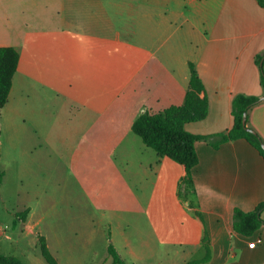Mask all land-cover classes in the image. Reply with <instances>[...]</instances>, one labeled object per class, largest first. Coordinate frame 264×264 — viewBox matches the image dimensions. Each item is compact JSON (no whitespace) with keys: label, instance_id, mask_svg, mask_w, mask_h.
I'll use <instances>...</instances> for the list:
<instances>
[{"label":"crops","instance_id":"crops-1","mask_svg":"<svg viewBox=\"0 0 264 264\" xmlns=\"http://www.w3.org/2000/svg\"><path fill=\"white\" fill-rule=\"evenodd\" d=\"M51 1L58 9L71 2L98 3L103 8L101 3L110 1L118 8L134 11L136 18L127 23L125 31L112 26L91 33L25 29L17 39L4 35L6 25H12L17 17V0H0V47H13L19 54L8 101L0 109V125L4 110L26 77L68 99L75 98L83 109L120 106L125 101L127 106H135L137 118L146 111L158 113L181 105L188 89V64L192 63L205 89L208 112L205 119L184 124V130L197 136L225 133L233 125V99L237 95L254 96L258 103L246 113V126L264 144V100L259 102L264 95L255 63L257 55L264 52V8L257 1ZM7 8L13 10L8 16ZM59 21L66 24L65 19ZM121 120L118 116L115 121ZM195 152L194 196L189 197L195 207L182 202L178 195L185 174L182 166L155 152L147 163L138 164L137 177L140 173L151 187L144 188L147 225L141 230L142 237L135 243L128 236L124 241L131 264H142L144 250L150 248L147 239L155 249L179 250L154 264L201 259L205 235L210 250L205 264H264V225L250 237L235 233L232 227L234 209L249 212L264 202V159L245 140L223 143L218 149L198 141ZM24 211L27 214L22 218ZM7 216H17V220L5 226L0 220L1 255L14 256L24 264H47L38 246L41 236L57 264H112L107 246L101 255L90 239L49 244L39 229L43 217L35 218L30 208L7 212ZM114 248L124 261L119 247Z\"/></svg>","mask_w":264,"mask_h":264},{"label":"rangeland","instance_id":"rangeland-1","mask_svg":"<svg viewBox=\"0 0 264 264\" xmlns=\"http://www.w3.org/2000/svg\"><path fill=\"white\" fill-rule=\"evenodd\" d=\"M101 4L103 8L98 3L71 2L58 9L51 0L34 4L32 0V6L30 0H17V17L2 29L5 36L17 39L25 29L91 33L112 26L125 31L127 23L136 18L124 6L118 8L110 1ZM24 5L32 9H24ZM6 13L8 16L13 10L7 8ZM42 86L26 77L4 110L0 220L8 225L17 217H8L7 212L30 208L35 218L43 217L39 229L49 244L90 239L101 255L112 244L131 264L124 241L128 236L135 243L142 237L141 230L147 225L144 188L151 187L140 173L137 177L138 164L155 155L131 132L135 106L123 101L120 106L83 109L75 98ZM118 116L121 121H115ZM180 199L191 202L190 198ZM147 241L150 248L144 250L142 264H154L179 251L155 249Z\"/></svg>","mask_w":264,"mask_h":264},{"label":"trees","instance_id":"trees-1","mask_svg":"<svg viewBox=\"0 0 264 264\" xmlns=\"http://www.w3.org/2000/svg\"><path fill=\"white\" fill-rule=\"evenodd\" d=\"M264 8V0H255ZM19 54L13 47H0V109L8 101L12 87L13 76L17 71ZM255 63L260 72V81L264 95V52L257 55ZM189 81L184 101L179 106H170L158 113L143 112L133 122L131 131L139 137L142 143L152 149L160 158L167 157L179 164L185 170V174L179 182L178 194L182 199L194 196L192 170L198 163L195 152V143L207 142L213 149H218L223 143L236 140H245L264 159L263 144L260 136L251 128L249 132L242 124L243 115L258 103L254 96L237 95L232 101L231 114L233 125L225 133L211 136L192 135L184 130V124L198 122L207 116L208 104L205 89L197 75L192 63L188 64ZM4 173L0 165V185ZM195 207L194 202H190ZM27 211L21 213L24 218ZM17 217V216H16ZM264 225V202L259 203L252 211L244 212L234 209L232 215L233 231L241 236L250 237ZM205 255L201 259L192 260L185 264H205L210 259V250L206 243V235L203 238ZM38 246L41 256L47 264H57L50 254L45 239L38 237ZM107 254L112 264H126L112 244L107 247ZM0 264H24L14 256L0 254Z\"/></svg>","mask_w":264,"mask_h":264},{"label":"water","instance_id":"water-1","mask_svg":"<svg viewBox=\"0 0 264 264\" xmlns=\"http://www.w3.org/2000/svg\"><path fill=\"white\" fill-rule=\"evenodd\" d=\"M264 100V98L263 99H261V100H259V102H261V101H263ZM242 124H243V126L246 128V114H244L243 115V118H242ZM247 129V128H246ZM249 132H251V133H253V131L252 130H249V129H247ZM261 148H262V150L264 151V144H261Z\"/></svg>","mask_w":264,"mask_h":264},{"label":"built area","instance_id":"built-area-1","mask_svg":"<svg viewBox=\"0 0 264 264\" xmlns=\"http://www.w3.org/2000/svg\"><path fill=\"white\" fill-rule=\"evenodd\" d=\"M255 242V241H254ZM254 242H252L251 244H249L250 247H253L254 245ZM257 242V241H256Z\"/></svg>","mask_w":264,"mask_h":264}]
</instances>
